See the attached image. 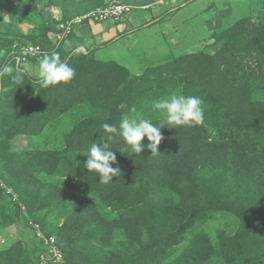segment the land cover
<instances>
[{
	"label": "trees",
	"instance_id": "16d2710c",
	"mask_svg": "<svg viewBox=\"0 0 264 264\" xmlns=\"http://www.w3.org/2000/svg\"><path fill=\"white\" fill-rule=\"evenodd\" d=\"M109 3L0 0V66L13 68L0 72V231L16 225L24 233L0 240V264H40L47 251L39 231L63 254L46 264H264V19L213 33L214 54L181 47L133 77L98 47L67 50L77 25L59 44L51 38ZM50 6L61 9L60 20L48 16ZM22 24L31 26L27 34ZM16 44L59 52L73 80L39 87L37 75L17 68ZM172 92L199 96L203 123L165 125L158 155L147 137L141 153L117 152L112 167L121 173L99 183L83 154L106 139L102 125L118 126L127 114L159 126L151 101Z\"/></svg>",
	"mask_w": 264,
	"mask_h": 264
},
{
	"label": "crops",
	"instance_id": "0c3cea01",
	"mask_svg": "<svg viewBox=\"0 0 264 264\" xmlns=\"http://www.w3.org/2000/svg\"><path fill=\"white\" fill-rule=\"evenodd\" d=\"M108 1L125 3L123 0ZM204 1H206L208 5L205 10L200 7V4L204 3ZM246 1L247 3L244 4ZM154 2L156 3L149 2L151 4H146L148 6L150 5L148 9H140L139 11L141 13H133L130 17L120 22L88 21L87 23L85 22L77 25L75 27L74 39L65 43V47H67L66 49L69 51L72 50V54L75 55L77 52L75 53L74 48H77L78 51H80L98 47L100 48V54L103 57L108 53V55H112L108 57L109 60L113 59L121 65H123V61L130 58L132 61L138 59L139 61L137 62H140V65H142L145 64L142 62L144 59L152 60L153 57L154 59H160L173 53V50L164 53L166 47L178 49L179 46L180 49L183 47L188 53H192L189 51L188 47H186L185 41L192 44L194 42H204L205 39H207V41L213 40V33L224 28L228 23L232 25L235 20L244 18V16H239V12H242L249 7L248 0H190L183 8H181L179 4L180 0H172L171 3H167L168 0H165L164 4H159L158 0H154ZM219 2H221V4H219ZM243 4L246 5L244 6L245 8L242 6ZM224 5L225 10L220 11L221 7ZM51 8L54 12L56 9L57 16L52 15L50 12ZM251 10L254 9L251 8ZM209 11L214 12L215 18L211 19L210 23H207L205 19L204 24H209V27L205 30L208 35H205V38L201 40L198 36H200L201 33H204L202 29V25L204 24L201 22L198 23L197 21L201 17L204 19L206 17L205 12L208 13ZM217 13L220 15L221 23L216 19ZM47 14L49 17L51 16L56 20H60L62 12L61 9L50 6ZM167 24H169L171 28L169 34L170 38L166 37L167 34L164 28ZM24 26H27V24H22L21 30L27 34L31 26L28 25L29 28L26 30L23 28ZM189 26L190 29L186 30ZM160 27L162 31L157 30ZM181 27L182 29L185 28L184 32L181 31ZM207 37H209L210 40ZM51 38L54 43H60L57 34L53 35ZM182 42H184V45ZM147 64L148 63L145 65ZM35 68L38 70L39 67L35 66ZM36 70L33 74L37 73ZM4 234L5 232L3 233L0 231V236H4Z\"/></svg>",
	"mask_w": 264,
	"mask_h": 264
},
{
	"label": "clouds",
	"instance_id": "9594fccd",
	"mask_svg": "<svg viewBox=\"0 0 264 264\" xmlns=\"http://www.w3.org/2000/svg\"><path fill=\"white\" fill-rule=\"evenodd\" d=\"M13 71L11 65L0 66V72L10 73ZM36 75L38 79L34 83L43 89L53 86H60L69 83L75 76V69L67 60H62L60 53L51 51L43 55L39 61V68ZM21 77L17 75V81ZM203 100L196 95L186 96L180 92H172L169 96L161 97L151 101L153 111H157L163 117L160 125L153 124L148 119L123 116L119 125L104 123L102 125L107 134L106 139L101 143H92L86 154L88 157L83 167L88 172L98 174L99 183L108 185L113 183L112 178L117 177L120 172L119 167L113 168L116 164V153H123L131 150L134 153H141L144 148L142 141L145 137L149 141L147 148L153 156L158 155V148L163 139L161 130L166 128L175 129L179 126H194L203 123L204 110ZM121 109L126 105L120 104ZM134 111V110H133ZM122 141L119 150L112 149V143Z\"/></svg>",
	"mask_w": 264,
	"mask_h": 264
},
{
	"label": "rangeland",
	"instance_id": "374dc122",
	"mask_svg": "<svg viewBox=\"0 0 264 264\" xmlns=\"http://www.w3.org/2000/svg\"><path fill=\"white\" fill-rule=\"evenodd\" d=\"M195 2V1H194ZM161 3V2H160ZM167 3H169V2H167ZM247 3V1L246 2H244V4H246ZM180 6H181V8H183V7H185V5L186 4H184V3H181V0H180ZM219 4H221V2H219ZM242 5L243 7L244 6H246V5ZM248 5H249V7H247L244 11H242V12H239V16H244V18L245 17H250V18H252L254 21H258V20H260V18L262 17V19H264V0H248ZM208 5H207V2L206 1H204V3H202V4H200V7L202 8V9H206V7H207ZM252 9H254V10H251V8ZM177 8V7H176ZM200 8V9H201ZM245 8V7H244ZM174 10V9H173ZM225 10V5L224 6H222L221 7V9H220V11H224ZM202 11V10H201ZM50 12L52 13V15L53 16H57V11H56V9H55V12L54 11H52V8L50 9ZM140 11L139 10H135L134 11V13H139ZM173 12V11H172ZM45 13V12H44ZM141 13V12H140ZM206 13V17L203 19L202 17L201 18H199L198 19V23L199 22H201L202 24H204V21H205V19H206V21H207V23L209 22H211V19H213V18H215V16H214V12H212V11H209L208 13L207 12H205ZM236 15H237V13H236ZM250 15V16H249ZM4 16L5 17H7V13L6 12H4ZM208 16V17H207ZM216 19L218 20V22L219 23H221V21H220V15L217 13L216 14ZM242 19V18H241ZM257 23V22H256ZM228 25H229V23H228ZM203 27H202V29H203V31H204V33H201V35L200 36H198V38H200L201 40H203L204 38H205V35L207 36L208 34H206V32L207 31H205L206 30V28L207 27H209V24H204V25H202ZM25 30L26 29H28L29 28V26L27 25V26H24L23 27ZM165 30H166V34H167V36L166 37H168V38H170L169 37V34H170V26H169V24H167L165 27ZM163 28V29H164ZM188 29H190V26L188 27V28H186V30H188ZM157 30H161V27L159 28V29H157ZM219 30V29H218ZM162 31V30H161ZM181 31L182 32H184L185 31V28H183L182 29V27H181ZM220 31H221V29H220ZM207 38H209V37H207ZM175 39H176V35H175ZM209 40H210V38H209ZM174 41V40H173ZM182 44L184 45V42H182ZM185 45H186V47H188V49H189V51L190 52H192V53H194V52H200V51H207L208 53H211V54H214V53H216V51L219 49V46L218 45H216L215 44V39H213V40H210V41H207V39H205L204 40V42H199V43H192V44H190V42H186L185 41ZM171 50H173V52H174V54H176V56H178L179 54H180V47L178 46V49H176V48H168V47H166V49L164 50V53H166L167 51H171ZM78 51V50H77ZM76 51V52H77ZM75 52V53H76ZM86 52H87V49H86ZM124 52V51H123ZM122 52V53H123ZM76 55H80V52H77V54ZM114 55V54H113ZM181 55V54H180ZM109 56H112V55H108V53L107 54H105L104 55V57H105V59H107V60H109L108 59V57ZM123 57V56H122ZM122 57H121V59H122ZM111 58V57H110ZM137 61H139L138 59H135V60H133L132 61V59L130 58V59H128V60H126V61H123L122 62V64H123V66L124 67H126L127 69H129V71H130V73H131V75L133 76V77H139V76H141L142 74H143V72L146 70V68L148 67V64L147 65H145L146 63H149V62H153L154 61V64H156V66H160V65H163L164 64V62H161V60L160 59H154V57L152 58V60L151 59H144V60H142V62H144L145 64H142V65H140V62H137ZM141 61V60H140ZM139 63V64H138ZM140 65V66H139ZM147 66V67H146ZM34 68V69H33ZM37 68V67H36ZM36 68H35V66L33 65V63L31 62V63H29L28 65H26V67H25V70L24 71H26V72H29L30 74H32L35 70H36ZM37 71V70H36ZM36 75V74H35ZM37 78H38V76H37ZM24 205V204H23ZM7 231L5 232V234H4V236L3 235H1L0 236V240H1V243L3 244L5 241H8V240H17V239H20L21 237H23L24 236V233H23V231H22V228H20V226H12V227H9V228H7L6 229ZM40 233V232H39ZM42 234V233H41ZM1 244V245H2Z\"/></svg>",
	"mask_w": 264,
	"mask_h": 264
},
{
	"label": "built area",
	"instance_id": "2783aa9c",
	"mask_svg": "<svg viewBox=\"0 0 264 264\" xmlns=\"http://www.w3.org/2000/svg\"><path fill=\"white\" fill-rule=\"evenodd\" d=\"M159 4H164L165 0H158ZM161 2V3H160ZM149 6H144L141 8L135 7L133 5H129L126 3L120 2H110L107 6L97 8L92 10L91 12L77 17L74 21L70 22L69 24H61L60 29L62 30L61 33L57 34L58 41L61 42L67 36H69L72 31L74 25H80L85 20L95 21V22H120L125 18L130 17L135 10H146ZM86 53V50H82ZM47 51L43 50L41 46L35 45H24L21 46L19 44L14 45V50L12 51L13 60L16 61V66L20 70H25L26 65L31 63V60L34 58L42 59L43 55L46 54ZM16 197V195H15ZM38 227V225H35ZM40 232V231H39ZM38 235L45 240V255H42L40 258V264H46L48 261L53 260L54 262H61L63 259V254L61 250L57 247L55 243V239L53 237L46 238L44 237L41 232Z\"/></svg>",
	"mask_w": 264,
	"mask_h": 264
}]
</instances>
